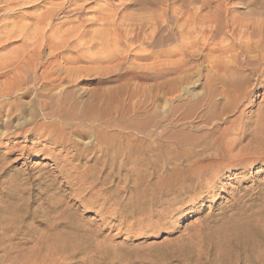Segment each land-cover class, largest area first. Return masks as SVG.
Segmentation results:
<instances>
[{"label":"rangeland","instance_id":"374dc122","mask_svg":"<svg viewBox=\"0 0 264 264\" xmlns=\"http://www.w3.org/2000/svg\"><path fill=\"white\" fill-rule=\"evenodd\" d=\"M58 1L37 0L34 7L11 1L13 5L10 2L7 7H13L8 12L15 20L10 25L15 27V38L0 51L1 57L14 47L15 56L22 52L18 28L34 23L42 10ZM94 2H86L78 15L84 20L92 19L94 8L104 5L105 0ZM141 4L146 8L130 6L119 13L139 18L159 8L158 0H142ZM4 6L0 3L1 14ZM75 16L70 9L54 16L50 24L58 29L57 33L46 32L49 43L40 52L42 60L54 55L55 58H47L49 68L51 60L61 63V68L52 67V75H69L76 81L68 88L72 94L63 105L64 115L80 113L97 89L110 90L117 96L123 89L130 97L132 128L128 137L132 144L143 141L145 130H138L139 125L153 134L161 132L170 137L176 131L177 135L189 131L191 124L197 127L193 132L202 136L201 142L209 141V134L216 128L215 137L227 141L230 156L220 166L196 176L194 183L188 182L191 192L163 194L150 204V187L137 185L132 178L127 183L120 182L117 177L123 176L114 172L115 177L109 176L106 186L99 181L91 191L87 185H80L72 168L79 163V171H83L85 166H93L92 162L66 161L61 147L26 133L41 127L52 129L42 119L51 107L40 108L35 90L27 97L1 100L0 264H264L263 54H250L257 58L244 65L239 56L237 63L242 68L238 72L229 68L232 63H227L228 70L217 74L210 71L203 58H196L181 70L184 79L177 80L175 98L163 95L156 87L158 70L153 67L154 58L133 59L135 55L155 54L159 49L152 50L146 42L136 41L123 44L125 47L102 45L104 49L101 44L106 42L105 27L90 25V37L77 38L73 32L80 22ZM67 33L71 36L66 37ZM87 40L95 42L98 49H91ZM228 56L225 59L230 61ZM193 104L196 107L190 109ZM141 111L143 115L139 116ZM77 117L70 125L62 126V134L81 147L93 143L98 135H117V131H106L102 122L91 124L82 116ZM60 128L53 131L55 136H60ZM71 128L83 130L85 137L70 136ZM255 141L263 142L260 145ZM258 144L253 151L252 146ZM180 168L177 166V172ZM108 171L97 174L100 180ZM172 177L170 168L160 175L162 181ZM179 178L177 174V182ZM174 197L177 203L172 200Z\"/></svg>","mask_w":264,"mask_h":264},{"label":"bare ground","instance_id":"6f19581e","mask_svg":"<svg viewBox=\"0 0 264 264\" xmlns=\"http://www.w3.org/2000/svg\"><path fill=\"white\" fill-rule=\"evenodd\" d=\"M11 1H15L14 3L19 4V6L32 4L34 7L37 3L34 4L37 0H1L0 3H4L5 6L3 8L4 12L0 13V51L9 45L11 39L15 38V27H10L15 23V20L10 18L8 12L9 8L13 7H7ZM59 1V3L51 4L49 8L42 10L36 16L37 20L34 23L30 25L23 24L18 28L19 34L17 36L19 35L18 37L22 41V52L15 56L14 47L2 57L0 53V101L15 98L18 95L27 97L31 90H35L38 97H36V101L39 106L41 105L40 108L51 107V111L42 115V119L52 129L41 127V129H29L26 133L36 139L44 137L47 143L61 147L62 151L66 152V161L80 162L87 159L88 162H92L93 166H85L83 171H79V163L78 165H72L80 185H87L90 190L98 186L99 181H101L102 186H106L109 176H114L117 173L123 176L122 179L117 177L120 182L127 183L132 178L135 184L150 187L151 192L147 201L149 204L159 200L163 194L177 195L191 192L190 188L192 187L187 185L188 182L189 185L194 183L196 176L220 166L230 156L231 150L229 152V149H227V141L224 142L221 136L215 137L218 134L216 128L209 134V141L201 142L202 136L193 132H196L197 127L195 128L191 124H188L189 131L186 129L179 132L178 135L176 131L170 137L168 135L164 136L165 134L162 135L161 132L153 134L152 131H146L144 125H139L138 130H145L141 135L143 141L132 144L128 137L132 128L129 122L131 109L128 102L130 97L127 95V91L123 89L120 90V96L115 95L110 90L97 89L93 96L91 95L92 97L90 96L91 98L83 104L80 113L75 112L73 115H64L63 105L70 101L72 94L68 88L76 81L69 75L63 77L59 74L52 75L54 67L61 68V63L52 60L50 65L53 68L47 66L49 62L47 60L54 57L53 54H50V57L45 58V60L40 58L41 50L49 43V36H46V32L57 33L58 29L51 26V21L57 13L70 9L73 15H77L75 18L80 22V26L78 25L73 32L77 38L90 37V25H100L105 27V34L107 35L106 42L101 46H118L135 41L146 42L152 50L159 49V51L145 56L143 54L135 55L133 59L148 60L154 58L156 62L153 67L158 70L156 72V87L163 95H174L177 89V80L184 76L181 70L184 71L186 65H191V62L196 58H203L204 62L210 66L211 72L222 73L228 70L231 63L233 67L229 68H234L233 71L238 72L242 68V65L240 68L237 63L239 62V56L242 57L243 65L257 58V55L250 56L252 53L263 54L264 56V0H158L159 8L155 13L148 12L146 14L149 15L139 16V18L137 16L134 18L131 15L126 17L128 15L124 16L119 11L121 12L122 9H127L130 6H138L139 9L143 10L146 6L141 4L142 0H119L120 3L118 4H113L111 0H105L104 5L93 7L95 16H92L93 18L90 20H84L82 15L78 14H80L86 2L97 0ZM148 1L155 3V0ZM13 2H11V5H13ZM240 9L244 10L239 12ZM140 14L144 15L145 13ZM63 23H67V21ZM72 31L70 32L72 33ZM102 32L104 31L102 30ZM65 35L66 37L71 36L69 33ZM99 42L101 41L99 40ZM94 43L91 40L88 45L91 49L95 48L97 50L98 48L96 49ZM78 44L77 46H80ZM105 47L103 48L106 49ZM228 55L231 56L230 61L225 59L229 57ZM78 58V56H75V59ZM119 58L123 60L126 57ZM75 59L73 58V60ZM37 69H40V73H36ZM66 70L68 71V69ZM72 73H74V69ZM120 79L117 78V80ZM176 96L174 95L175 98ZM194 107L196 105L193 104L190 109ZM72 108L76 111V107ZM138 114L142 116L143 112L141 111ZM77 116H82L85 122L88 121L91 124L98 123L100 125V122H102L106 131H117V135H98L93 143L85 147H81L71 138L64 139L62 126L70 125L72 120L78 118ZM95 127H93L92 132H94ZM55 128H60L58 134H61L59 137L53 133ZM8 133H13V131ZM68 134L70 136L74 134L81 138L85 137L83 130L73 128L69 130ZM154 136L155 138H153ZM255 142L260 144L263 141ZM259 144L252 146V150L256 151ZM168 165L171 166L169 168L173 173V177L162 181L160 175L169 171ZM177 166L181 167L178 172ZM96 168L97 171H95ZM106 170H109V174L100 180L101 176L99 175H103ZM66 173L69 174L70 170H66ZM177 174L180 176L178 182ZM153 179L155 181L152 182ZM198 179L200 178L198 177ZM125 190L127 191V189ZM135 191L132 190L133 193ZM120 200L118 201L120 202ZM172 200L177 201L175 197ZM111 201L113 202V200ZM116 205L118 204L116 203ZM147 212L149 213V211Z\"/></svg>","mask_w":264,"mask_h":264}]
</instances>
